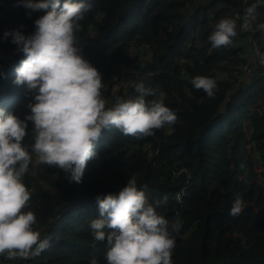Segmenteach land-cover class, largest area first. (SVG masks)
I'll return each mask as SVG.
<instances>
[{"label": "trees", "instance_id": "1", "mask_svg": "<svg viewBox=\"0 0 264 264\" xmlns=\"http://www.w3.org/2000/svg\"><path fill=\"white\" fill-rule=\"evenodd\" d=\"M83 2L90 7L76 37L84 58L102 74L106 108L117 96L135 97V85L143 82L156 92L146 99H160L162 94L177 120L143 137L104 129L81 183L70 182L56 167L30 166L24 182L35 192L25 211L34 212L33 227L41 239H49V247L28 261L90 264L95 258L107 264L106 241H96L90 228L99 218L96 198L118 194L135 178L157 214L182 221L180 231L172 233L173 264H264V65L256 57L259 76L238 81L234 74L248 61L243 38L264 40L257 27L264 23V0ZM253 5V28H239L230 46L213 48L209 36L217 22ZM50 10L29 16L22 0H9L0 14V111L21 120L31 113L28 105L35 103V93L14 83L25 56L12 36L4 34H33L35 21ZM196 76L216 81L213 97L194 89L191 80ZM239 85L227 108L215 116ZM27 123L24 144L30 151L33 125ZM237 195L243 208L231 216ZM0 264L22 262L0 256Z\"/></svg>", "mask_w": 264, "mask_h": 264}, {"label": "clouds", "instance_id": "2", "mask_svg": "<svg viewBox=\"0 0 264 264\" xmlns=\"http://www.w3.org/2000/svg\"><path fill=\"white\" fill-rule=\"evenodd\" d=\"M31 12L46 10L35 21V32H6L25 59L14 81L26 85L35 93L31 113L21 120L10 112L0 111V256L8 260L30 259L49 247V239H41L34 229L37 218L29 208L31 193L24 177L30 166L41 164L56 167L76 183L82 182L87 162L96 153L94 146L104 129L116 128L125 136L153 135L155 130L174 125L177 116L164 105L163 95L143 82L135 85V97L117 96L112 107L106 108L101 95L103 78L99 70L84 58L76 33L80 21L90 6L83 0H22ZM257 6L246 9L240 31H249L256 21ZM223 18L209 36L213 48L228 47L238 35L237 20ZM23 27V26H22ZM264 32V23L258 24ZM256 57L264 65V53L256 50ZM196 90L209 97L215 95L216 81L205 76L191 80ZM30 134L31 150L24 141ZM99 218L90 223L93 238L105 242L107 264H173L172 253L182 221H169L157 214L148 203L144 191L135 178L118 194L97 196ZM243 200L237 195L229 212L237 216ZM90 264H98L93 258Z\"/></svg>", "mask_w": 264, "mask_h": 264}, {"label": "built area", "instance_id": "3", "mask_svg": "<svg viewBox=\"0 0 264 264\" xmlns=\"http://www.w3.org/2000/svg\"><path fill=\"white\" fill-rule=\"evenodd\" d=\"M245 14H246V11H244L241 15L237 14L239 16V19L237 20V29L240 28V24H241V22H242V20H243V18L245 16ZM253 26H254V23H253ZM253 26H252V28H253ZM133 44H134V47H138L139 46L137 40H134ZM251 45H252V48H253V52L256 53V50L259 49V51L261 53H264V51H263V49H264V40L262 42H260V40H253L251 42ZM234 74L238 75V81H240L241 79L246 78V77L259 76L260 71H259V68L257 67V65H255V63H253V62L248 60L247 62H245L241 66L240 71H235ZM28 189H29V191L34 190L33 187H29ZM3 258L5 260H8L4 256H3ZM20 260H21L22 264H32V262L28 261V259L27 260H24V259L8 260V262L14 263V262H17V261H20Z\"/></svg>", "mask_w": 264, "mask_h": 264}, {"label": "water", "instance_id": "4", "mask_svg": "<svg viewBox=\"0 0 264 264\" xmlns=\"http://www.w3.org/2000/svg\"><path fill=\"white\" fill-rule=\"evenodd\" d=\"M241 85L235 87L231 93L227 96V98L225 99V101L222 102V104L220 105V108L219 110L217 111V113L215 114V116H219L226 108H227V105H228V102L232 99V97L235 95V93L237 92L238 88L240 87Z\"/></svg>", "mask_w": 264, "mask_h": 264}, {"label": "rangeland", "instance_id": "5", "mask_svg": "<svg viewBox=\"0 0 264 264\" xmlns=\"http://www.w3.org/2000/svg\"><path fill=\"white\" fill-rule=\"evenodd\" d=\"M9 0H0V14L5 11L6 7H7V4H8ZM253 40H255L254 38H250V41L252 42ZM242 44H246L248 45V40L247 38H243V42H241ZM255 45V44H254ZM257 64V62L255 63V65ZM246 78H249V77H246ZM246 78H243V79H246ZM127 85H129V83H127ZM35 192V190H31L30 193H33Z\"/></svg>", "mask_w": 264, "mask_h": 264}, {"label": "crops", "instance_id": "6", "mask_svg": "<svg viewBox=\"0 0 264 264\" xmlns=\"http://www.w3.org/2000/svg\"><path fill=\"white\" fill-rule=\"evenodd\" d=\"M243 42V40H242ZM247 59L253 63H256L257 62V58H256V55L255 53L253 52V48H252V45H251V41L249 40L248 41V49H247Z\"/></svg>", "mask_w": 264, "mask_h": 264}]
</instances>
